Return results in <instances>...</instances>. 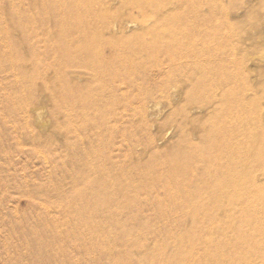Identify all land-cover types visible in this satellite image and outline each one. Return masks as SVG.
<instances>
[{"label":"rangeland","instance_id":"1","mask_svg":"<svg viewBox=\"0 0 264 264\" xmlns=\"http://www.w3.org/2000/svg\"><path fill=\"white\" fill-rule=\"evenodd\" d=\"M103 59L136 75L90 96ZM176 64L209 68L212 87L154 76ZM94 104L111 159L84 156ZM222 136L241 144V195L212 171ZM100 165L120 171L104 195ZM171 262L264 264V0H0V264Z\"/></svg>","mask_w":264,"mask_h":264},{"label":"bare ground","instance_id":"2","mask_svg":"<svg viewBox=\"0 0 264 264\" xmlns=\"http://www.w3.org/2000/svg\"><path fill=\"white\" fill-rule=\"evenodd\" d=\"M150 50H152L151 48H149ZM152 52V51H151ZM94 60H96V59H94ZM108 60V59H107ZM97 61V60H96ZM101 64H104V66H98L97 67V69H95V68H93L92 70H93V72H94V75H92V76H94L95 77V82L97 83V86H95L94 88H92V89H90V90H87L86 92H87V94L89 95V93H90V96L92 95V94H94V95H97V94H102V93H115V89H114V92H112L113 91V89L111 90V86H104V87H102V81H103V79H105L106 77H112V78H109L110 79V83H112V84H115V87L114 88H120L121 86L119 85V84H124V82H127V83H125L127 86H126V88H124V89H128L129 87H130V85H131V82L133 81V78L135 77V75H136V73H135V71H128L127 73H124V71H115L114 70V64H113V62H112V60H110V61H105L104 59H103V63H101ZM90 70V69H89ZM145 71V70H144ZM209 71H210V69L209 68H207V67H205V66H200V65H198V66H194L193 64H183V65H180V64H176L175 66H172V67H170L168 70H159V71H155V72H157L156 74H154V76L156 77V78H158V79H163V80H168V79H171V78H174V77H177V76H179V75H181V74H183V73H186V72H193L194 73V80H195V83L191 86V88L192 89H190L191 90V92L192 93H195V92H199V93H202V92H204V91H207V90H209V88H211L212 87V83L210 84L209 83V81H210V78H209V76L211 77V74L209 73ZM80 74H82V73H86L85 72V70H80V72H79ZM93 77V78H94ZM111 79H112V81H111ZM202 79H205V81L206 82H203L202 81ZM111 84V85H112ZM124 84V85H125ZM124 89H122L121 88V90H124ZM120 90V89H119ZM118 91V90H117ZM93 116H94V120H92V119H88V121L86 122V129L88 128L89 129V131H90V133H91V140L89 141V143L86 145V147H85V154H84V156L86 157V158H92V159H94V161L96 160H100L101 159V157H103V158H108V159H111L110 157H113L114 156V153H113V150L116 148V147H114V149H112V146H111V149H108V147H110L109 146V144H111L110 142H111V140L113 139L112 137H113V135H109L108 137H102L103 135H101L102 133V130H103V128H102V126H100V124H99V119L104 115V110L103 109H101L98 105H96V104H94L93 105ZM107 108V107H106ZM110 109V108H109ZM105 110H107V109H105ZM109 112V111H108ZM108 114V113H107ZM114 115V114H113ZM112 116V115H111ZM115 117V116H114ZM113 117V118H114ZM223 121V125H221V127H223V126H225L226 124H228L229 123V121H225V120H222ZM215 123V122H214ZM211 124H213V123H211ZM107 124H105L104 126H106ZM214 126H216V125H214ZM107 128H108V126H107ZM85 129V130H86ZM204 131V130H203ZM196 133V132H195ZM204 133H205V131H204ZM193 134V133H192ZM191 133L189 134V133H184L183 134V138H184V140H185V142L187 143V144H189V145H193V141L191 140V138H190V136L192 135ZM116 137V136H115ZM120 138H122V137H120ZM89 139V138H88ZM114 140H115V138H114ZM114 140H112L113 142H115ZM219 142H221L222 144H225V146H224V150H222V153L220 154V162L217 164V165H215V167L214 168H212V171H214V172H216L217 174H218V176L220 177V178H224V179H227V182L225 183V185H224V183H220V184H218V189H222L225 193H236V194H242V192H243V185H242V181H243V173H242V171H241V154H242V152H241V144H240V142L239 143H236L234 146H233V143L234 142H232V141H230V139H227V136H222V137H219ZM147 147H148V149H149V146L150 145H152V142L151 141H149L147 144ZM186 147V146H185ZM197 147H198V145H197ZM121 150V149H120ZM115 152V151H114ZM187 152V151H186ZM155 153H157V152H155ZM201 153V152H200ZM154 154V153H153ZM186 154V153H185ZM188 154V153H187ZM205 154V153H204ZM217 154V153H216ZM189 155V154H188ZM201 155V154H200ZM159 156V155H158ZM202 156V155H201ZM185 157V156H184ZM187 158V157H186ZM195 158V157H194ZM199 158H200V156H199ZM187 159H190V157L189 158H187ZM193 160H195V159H193ZM87 161V160H86ZM186 161V160H185ZM200 161V160H199ZM96 163V162H95ZM165 163V162H164ZM189 163V162H188ZM89 164V163H88ZM167 163H165V165H166ZM92 165V164H91ZM162 165V164H161ZM172 165V164H171ZM160 166V165H159ZM164 166V165H163ZM171 166H169V168H170ZM90 169V168H89ZM172 169L173 170H175L179 175H178V177L179 176H186V175H188L190 172H192L191 171V166H185L184 164H175V162H174V164H173V166H172ZM90 170H93V172L94 173H96V174H98V173H100V176H99V178H94L95 180L97 179H99V182L97 181V183H93V185L92 184H90V185H92V187H89L92 191L94 190V191H98V192H101L102 194L105 192V190H109V189H111L110 187V184H109V181L112 179V177L113 176H115L116 174H119L118 173V171H117V169H116V167H106V166H102V165H100V166H94V167H92V169H90ZM151 171H153V170H151ZM120 172V171H119ZM154 172V171H153ZM169 173V172H168ZM173 173V172H172ZM135 174V173H134ZM134 174H132V175H134ZM146 174V173H145ZM151 174V173H150ZM95 175V174H94ZM147 175V174H146ZM98 176V175H97ZM97 176H95V177H97ZM92 177V176H91ZM116 177V176H115ZM144 177H147V176H144ZM87 178V177H86ZM88 178H89V176H88ZM87 178V179H88ZM142 178H143V176H142ZM180 179V178H179ZM146 180H148L147 178L145 179V181ZM152 180V179H151ZM171 180V179H170ZM186 180V179H185ZM92 181H94V180H92ZM91 181V182H92ZM112 181V180H111ZM142 181V180H141ZM169 181V180H168ZM173 181H174V178H173ZM179 181V180H178ZM96 182V181H95ZM88 183V182H87ZM111 183V182H110ZM141 183H144V182H141ZM176 183V182H175ZM175 183H174V185H175ZM173 184V183H172ZM89 185V184H88ZM128 185V184H127ZM122 186V185H121ZM129 186V185H128ZM128 186H126L125 187V189L127 190V187ZM158 186V185H157ZM160 186V185H159ZM165 186V185H164ZM171 186V185H170ZM120 187V186H119ZM132 187V186H131ZM130 187V188H131ZM161 188V187H160ZM99 189H100V191H99ZM121 189V188H120ZM123 189V188H122ZM170 189V188H169ZM176 189V188H175ZM178 189V188H177ZM116 190V189H115ZM118 190V189H117ZM91 191V192H92ZM110 191V190H109ZM113 191V190H112ZM244 192H245V190H244ZM93 193V192H92ZM113 193V192H112ZM100 194V193H99ZM101 194V195H102ZM110 194H111V192H110ZM189 194V193H188ZM104 195V194H103ZM97 197H98V194H97ZM97 199V198H96ZM134 200V199H133ZM126 202V201H125ZM128 202V201H127ZM130 202H131V200H130ZM239 202H241V200L239 201ZM259 202V201H258ZM134 203V202H133ZM128 204V203H127ZM171 204H173V205H175V204H178V201L177 200H172L171 201ZM133 205V204H132ZM253 206V205H252ZM258 205H256L255 204V206L254 207H257ZM262 207V206H261ZM59 208H61V207H59ZM63 208V207H62ZM253 208V207H252ZM260 209V208H259ZM261 210V209H260ZM49 214V213H48ZM82 214H84V213H82ZM82 216V215H81ZM111 217V216H110ZM93 218V217H92ZM240 221V220H239ZM244 221V220H243ZM93 222V221H92ZM91 222V223H92ZM250 222V221H249ZM245 223H248V222H246L245 221ZM93 224H94V222H93ZM96 224V223H95ZM94 224V225H95ZM89 225V224H88ZM92 225V224H91ZM90 225V228L93 226H91ZM97 225V224H96ZM101 225V224H100ZM100 225H98V227H100ZM197 225H199V224H197ZM70 226V225H69ZM196 226V225H195ZM65 227V226H64ZM67 227H68V225H67ZM79 227V226H78ZM97 227V226H96ZM95 227V228H96ZM97 227V228H98ZM103 227V226H102ZM102 227H100V228H102ZM254 227H256V226H254ZM60 228V227H59ZM62 228V227H61ZM90 228H89V230L88 231H90ZM104 228V227H103ZM67 229V228H66ZM117 229V228H116ZM201 229H202V226L201 227H199V226H196V227H193V228H191L190 230H187V231H185V235L187 236V237H195V236H197L198 235V233H200L201 232ZM260 229V228H259ZM69 230V229H68ZM75 230H77V228L75 229ZM97 230H99V228L97 229ZM105 230V229H104ZM208 230V229H207ZM63 231H66L64 228H63ZM86 231V230H85ZM92 231H93V229H92ZM96 231V230H95ZM120 232L122 231V229L121 230H119ZM148 231V230H147ZM150 231V230H149ZM152 231V230H151ZM59 232V231H58ZM101 232V231H100ZM106 232H108L107 230H106ZM105 232V233H106ZM208 232V231H207ZM211 231H209V233H210ZM60 233V232H59ZM58 233V234H59ZM73 233V232H72ZM72 233H70V234H72ZM89 233H91V232H89ZM61 234V233H60ZM66 234H67V232H66ZM73 234H75V233H73ZM92 234V233H91ZM110 234V233H109ZM208 234V233H207ZM92 235H94V234H92ZM100 235V234H99ZM108 235V234H107ZM106 235V236H107ZM128 235H130V234H127L126 235V233H124V232H121V234H120V237L118 238V239H120V240H122V241H126V240H128L127 238H129L128 237ZM106 236H104V237H106ZM109 236V235H108ZM70 237V236H69ZM74 237L75 238H80V239H82L84 236L82 235V234H76V235H74ZM100 237V236H99ZM117 237V236H116ZM95 238V237H94ZM102 238V237H101ZM107 239H108V237H106ZM109 238H110V236H109ZM171 238V237H170ZM249 238V237H248ZM248 238H246L247 239V241L249 240ZM67 239V238H66ZM99 240H100V238H98ZM104 239V238H103ZM195 239V238H194ZM245 239V240H246ZM85 240H87V238H85ZM97 239H95V241H96ZM102 240V239H101ZM243 240V239H242ZM253 240V239H252ZM251 240V241H252ZM66 241V240H65ZM103 241V240H102ZM129 241V240H128ZM166 241V240H165ZM246 241V242H247ZM241 241H239V243H240ZM252 242H256L255 240L254 241H252ZM72 243H74V241L72 242ZM90 243H93V245H94V242L92 241V240H90ZM95 243H97V242H95ZM167 243V242H166ZM257 243V242H256ZM256 243H253V244H256ZM243 244V243H242ZM252 244V243H251ZM77 246V245H76ZM176 246H178V245H176ZM256 246V245H255ZM104 247V246H103ZM179 247V246H178ZM177 247V248H178ZM236 247V245H235V243H234V247L233 248H235ZM256 248V247H255ZM261 248V247H260ZM77 249V248H76ZM82 249V248H81ZM92 249H94L93 247H92ZM228 249H230V247L228 248ZM236 249H237V247H236ZM181 250H182V248H181ZM189 251L187 252V254H186V258L188 257V258H192V257H194L193 256V254H195V246L194 245H192V246H190L189 247V249H188ZM237 250H240V248L239 249H237ZM236 250V251H237ZM250 250V249H249ZM258 250V249H257ZM262 250H263V248H262ZM230 251V253L231 252H233V251H235V249H233V251H232V248L229 250ZM235 251V253L234 254H236L237 252ZM181 252V251H180ZM239 252V251H238ZM241 252V251H240ZM177 254L179 255V253H178V251H177V253H176V255L175 256H177ZM234 254H232V255H234ZM247 254V253H246ZM229 255V254H228ZM227 255V257H229ZM259 255V254H258ZM248 256V255H247ZM198 257V256H197ZM233 257V256H232ZM236 257V256H235ZM257 257H259V256H257ZM234 258V257H233ZM240 259V258H239ZM257 259V258H256ZM195 259L193 258V261H194ZM241 260V259H240ZM239 260V261H240ZM181 261V260H180ZM196 262H198V260L196 261ZM228 262H229V260H228ZM227 262V263H228ZM247 262H248V260H247ZM99 263V262H98ZM161 263V262H160ZM234 263V262H233ZM232 263V264H233ZM170 264H174L173 262H171ZM229 264H231V263H229Z\"/></svg>","mask_w":264,"mask_h":264}]
</instances>
